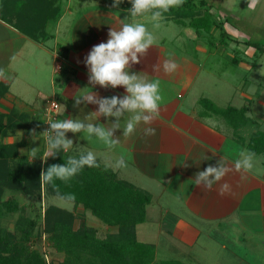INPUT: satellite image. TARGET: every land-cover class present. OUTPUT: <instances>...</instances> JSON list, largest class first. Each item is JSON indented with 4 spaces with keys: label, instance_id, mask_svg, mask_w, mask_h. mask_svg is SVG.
Returning a JSON list of instances; mask_svg holds the SVG:
<instances>
[{
    "label": "crops",
    "instance_id": "0c3cea01",
    "mask_svg": "<svg viewBox=\"0 0 264 264\" xmlns=\"http://www.w3.org/2000/svg\"><path fill=\"white\" fill-rule=\"evenodd\" d=\"M71 2L63 3V14L57 22H49V36L46 38L33 39L0 19V68L13 77L11 81L0 80L10 87L0 101V105L5 104V107L0 106V109L21 111L28 124L16 131L24 133L22 138L14 133L7 137L8 142L25 139L30 145V139L36 138L40 129L44 133V126L39 128L37 125L44 119L48 97H54L61 105L59 120L79 119L85 124L103 125L106 129L117 122L115 116H93L98 113V104L81 102L74 105L76 96L82 93L92 92L98 99L114 95L123 98L126 94L122 86L105 89L91 85L84 59L93 46L107 42L111 28L118 30L123 23L134 22L130 15L132 5L128 6L124 0L117 7H112L114 3L107 0ZM160 21L169 20L162 17ZM135 22L144 24L156 37L155 45L140 57L141 62L130 68V73L145 76L150 81H160L164 103L160 107V116L150 125L156 129V134L146 136L144 128L148 126L141 124L132 136L125 138L123 126L129 116L125 113L119 121L121 127L114 132V138L121 141L116 149H107L94 135L91 141L85 139L83 131L68 132L67 138L73 140L68 153L77 157L92 151L102 164L106 159L115 161L122 153L125 154L127 167L116 170L118 176L152 195L147 205V220L137 225V236L150 234L151 227L141 228L145 223H157L160 218L170 215L171 228H165V223L159 225L160 230L167 229L174 238L168 240V252L176 253L180 249L183 252H178L183 256L181 259L187 264H196L189 259V254H185L188 252L184 246L198 241L203 235H208L209 243L214 244V240L219 241L217 236L229 233L230 227H239L241 233L238 236L246 239L247 229L264 232V159L254 158V168L243 174L244 179L240 172L235 171L234 163L240 158V152H253L239 138L243 136L248 140L254 130L264 129V112L258 111L263 114L254 117L249 114L250 105H239L248 106V115L257 121V125L234 130L224 119L206 111L200 100L209 98L215 101L206 88L194 93L201 71L197 57H192L181 47H173L166 36L159 37L153 28L157 22L151 19L150 14L136 17ZM169 56L179 65L172 74L163 71V62ZM156 65H159V71L155 70ZM244 95L251 99L246 93ZM35 119L36 124L33 123ZM43 139L42 147L46 148ZM21 150L23 152V148ZM255 155L261 156L264 152ZM221 162L232 171L211 190L195 185L199 171L210 165L219 167ZM184 163L190 166L184 167ZM224 183L231 186V191L220 195V187ZM100 225L107 230L115 229L101 221ZM200 226H206L207 233H203ZM222 242V248L227 249L231 242L229 236ZM154 244L156 256L160 259L157 243Z\"/></svg>",
    "mask_w": 264,
    "mask_h": 264
},
{
    "label": "trees",
    "instance_id": "16d2710c",
    "mask_svg": "<svg viewBox=\"0 0 264 264\" xmlns=\"http://www.w3.org/2000/svg\"><path fill=\"white\" fill-rule=\"evenodd\" d=\"M124 1L132 5L129 0ZM214 7L209 0H185L183 7L172 9L163 17L194 28L201 36L205 33L214 46L225 48L232 41L237 46L241 44V39L227 27L228 17L215 15ZM62 14L63 0H0V19L36 40L48 37L49 22H57ZM215 27L219 29L218 37L212 33ZM245 43L255 47V55L264 53L260 43L250 38ZM238 49L235 52H239ZM232 59L237 63L242 60L237 53ZM9 88L8 84L0 82V101ZM200 103L234 130L257 125L248 115L247 105L220 107L209 98H202ZM21 113L15 108L8 112L0 109V264H187L176 258L158 259L156 245L139 240L137 225L147 220V205L152 195L120 178L116 171L105 170L102 163L99 168L85 167L68 184L57 180V189L41 185L42 169L52 164H65L70 155L61 150L55 158L48 157L45 163L42 159L45 146L31 156L21 150L29 141L8 142V136L28 125ZM33 123L36 124V119ZM37 126L42 128L44 119ZM241 138L239 140L253 152H264V129L254 130L248 140ZM57 192L74 194L72 209L45 204V196L58 197ZM21 195L36 198L39 205L31 203L29 209L21 203ZM32 206L39 209L36 216L32 214ZM88 211L115 229L104 231L101 227L90 226L86 223ZM11 220L12 228L8 225ZM41 222L43 226L39 229ZM43 232L48 235L53 249L62 256L57 262L48 261L32 244Z\"/></svg>",
    "mask_w": 264,
    "mask_h": 264
},
{
    "label": "clouds",
    "instance_id": "9594fccd",
    "mask_svg": "<svg viewBox=\"0 0 264 264\" xmlns=\"http://www.w3.org/2000/svg\"><path fill=\"white\" fill-rule=\"evenodd\" d=\"M121 2L122 0H115L112 7H117ZM129 2L132 4L130 15L134 18V22H125L118 30L111 28L107 42L93 46L84 59V63L88 67L89 83L91 85H99L105 89L109 87L116 89L122 86L126 94L123 98L114 95L111 98L101 97L98 99L92 92L82 93L76 96V104L74 105L78 106L81 102L98 104V113L93 114V116H115L117 122L111 128L106 129L103 125L85 124L79 119L48 121L50 128L42 134L45 137L47 148L45 157L42 158L45 163L48 157L55 158L61 150L68 152L72 148L73 140L67 138L68 132L79 133L83 131L85 139L91 141L94 135L107 149H116L121 141L114 138V132L121 127L119 121L125 113L129 114L123 126V136L125 138L132 136L141 124L148 126L144 128L146 136L156 134V129L150 125L160 116V107L164 103L160 81L158 79L150 81L145 76L130 73L131 66L139 64L141 62L140 57L146 55L150 46L155 45L156 37L144 24L135 22V18L150 14L151 19L158 22L165 13L183 7L185 0H129ZM256 2L257 0H249L248 7H252ZM154 27H159V23H156ZM260 65L262 67L256 69V71L261 77H264V63H260ZM178 67L179 65L171 56L163 62V71L166 74L175 73ZM154 68L159 71V65L154 66ZM12 79L13 77L5 69L0 68V80L11 81ZM91 118L89 117V119ZM16 134L19 138L24 135L23 132H17ZM239 157L234 162L235 171L240 172L242 174L241 178L244 179L243 174L251 172L254 168L255 153L242 151ZM100 166L101 163L98 162L97 156L92 151L82 153L78 157L70 156L65 164H52L46 170L42 169L40 183L41 185H51L53 189H57V180L68 184L85 167L99 168ZM103 166L105 170L112 169L113 171L126 168L127 157L122 153L115 161L104 160ZM189 166L184 163V167ZM230 171L232 170L226 167L223 162L219 167L210 165L196 174L195 185L211 190L213 185L220 182ZM230 191L231 186L229 184L224 183L221 185L220 195ZM57 195L60 199L66 201L75 199L74 194L71 193L60 194L57 192Z\"/></svg>",
    "mask_w": 264,
    "mask_h": 264
},
{
    "label": "rangeland",
    "instance_id": "374dc122",
    "mask_svg": "<svg viewBox=\"0 0 264 264\" xmlns=\"http://www.w3.org/2000/svg\"><path fill=\"white\" fill-rule=\"evenodd\" d=\"M107 1L115 2V0ZM209 1L215 6V15L224 18L228 17L227 27L234 35L241 39V44L237 46L234 41H232L231 45L225 48L220 45L214 46L212 45L213 43L209 42L210 39H207L205 33L201 36L194 28L184 27L173 20H159L157 22L159 23V27H154L153 24L152 26L156 29V34L159 35V37L161 35L164 37L166 36L173 47H181L192 57H197L196 60H199L201 71L194 85V93H198L203 90V88H206L213 94L211 97L220 107H225L227 105L239 106L247 103L251 107L249 114L257 117L259 114H263L258 113V111L264 112V77H261L256 71V69L262 67L260 63H264V53L260 54V56L255 55V47L251 46L248 48L245 41L247 38H250L254 42L260 43L264 48V0H257L252 7H248L249 0ZM66 2L67 0H64L63 3ZM71 3L75 4L76 0H72ZM122 4L123 0L119 6ZM212 33L215 37H218L219 29L216 27L213 28ZM238 48H240V50ZM235 49H238L239 52H235ZM236 53L242 58L239 63L232 59ZM245 93L251 96V99L245 97ZM50 98L53 97H48L47 100ZM3 106L5 107V104H3ZM251 126L252 125H249V127ZM42 133L43 129H40L37 137L30 139V145L23 148V152H27L30 155L36 153L44 144V136H42ZM255 159H264V155H255ZM255 164L258 166L260 165L259 162ZM19 198L21 199V203L26 205L29 209H31V203L39 205V201L32 196L21 195ZM44 202L46 205L53 203L69 209L73 207L71 201L62 200L57 196L46 195ZM34 206L32 207L34 208ZM32 210L33 216H36L39 212L38 207ZM80 211H82L81 208ZM170 217L169 215L165 219L164 217L163 219L160 218L157 223L154 221L145 223L141 228L144 226L151 227L149 229V232H151L149 235H139L138 238L144 242L157 243L159 252L158 257H160V259L169 258L171 256L173 259L177 258L184 261L181 259L183 256L178 254V252H182L180 249H178L176 253L168 252V250H170L168 240L174 238L167 229L163 231L160 230L159 225L161 223H165V228L172 227L173 223ZM86 223L90 226L101 227L104 231H107V228L100 225V220L90 211L86 213ZM78 224L79 221L77 220L76 225ZM8 225L11 228L13 227L12 220L9 221ZM42 226L43 222H41L39 229H41ZM205 227L206 226H200L203 233H207ZM238 228L239 227H230L229 233L226 232V234H224L225 236L222 237L220 235L217 236L219 241L214 240V244L209 243L208 235H203L198 241L188 243L184 246V249L188 252L185 254H189V259L192 260L193 263L196 262V264H264V232L247 229L246 239L245 237L240 238L238 236L241 233ZM227 236H229L231 242L227 245V249H224L222 248V243L224 244L222 240L225 241ZM32 242L33 246L39 249L46 256L48 261L57 262L60 257H62L53 249L46 233L43 232L40 237L34 238Z\"/></svg>",
    "mask_w": 264,
    "mask_h": 264
},
{
    "label": "built area",
    "instance_id": "2783aa9c",
    "mask_svg": "<svg viewBox=\"0 0 264 264\" xmlns=\"http://www.w3.org/2000/svg\"><path fill=\"white\" fill-rule=\"evenodd\" d=\"M61 105L57 99L50 98L47 100L44 111V132L49 130L50 125L47 123L50 120H59Z\"/></svg>",
    "mask_w": 264,
    "mask_h": 264
}]
</instances>
